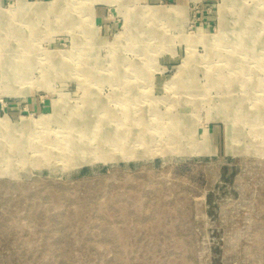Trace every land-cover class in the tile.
Returning <instances> with one entry per match:
<instances>
[{
    "label": "rangeland",
    "instance_id": "1",
    "mask_svg": "<svg viewBox=\"0 0 264 264\" xmlns=\"http://www.w3.org/2000/svg\"><path fill=\"white\" fill-rule=\"evenodd\" d=\"M263 114L264 0H0V264H264Z\"/></svg>",
    "mask_w": 264,
    "mask_h": 264
},
{
    "label": "bare ground",
    "instance_id": "2",
    "mask_svg": "<svg viewBox=\"0 0 264 264\" xmlns=\"http://www.w3.org/2000/svg\"><path fill=\"white\" fill-rule=\"evenodd\" d=\"M23 3H24V1H23ZM52 5V3H46V2H42V3H39V5L37 4V6H35L34 7V5H31V7L33 8V10L35 9L36 11H39V12H42V13H45V12H47V9H44L45 8V6H51ZM238 5V4H237ZM27 6V5H26ZM248 11V10H247ZM239 12V11H238ZM4 17V16H3ZM242 17V16H241ZM10 19V18H9ZM73 19V18H72ZM9 23V22H8ZM65 24V23H64ZM257 25V24H256ZM248 26V25H247ZM262 26V25H261ZM243 27V26H242ZM12 28V27H11ZM18 28V27H17ZM20 28V27H19ZM15 29V28H14ZM247 29V28H246ZM255 29V28H254ZM238 30V29H237ZM254 31V30H253ZM37 33V32H36ZM247 33V32H246ZM228 34V33H227ZM252 35H254L253 33H251ZM230 36V35H229ZM24 37V36H23ZM255 36H252V38H254ZM259 37V36H258ZM260 38V37H259ZM261 39V38H260ZM263 39V38H262ZM246 40V39H245ZM202 43H204L205 44V40L204 39H201L200 40ZM217 41V40H216ZM259 43V42H258ZM262 43V42H261ZM10 44V43H9ZM262 45V44H261ZM31 47V46H30ZM246 47V46H245ZM12 48V47H11ZM249 49V48H248ZM247 49V50H248ZM5 53V52H4ZM19 54V53H18ZM46 58H47V60L49 61L50 59H51V56H50V54L49 55H46ZM5 60V59H4ZM58 60H60V62H67V60H69V57L67 56V55H64V54H62V53H60V57H59V59ZM7 63V62H6ZM5 63V64H6ZM120 63V62H119ZM6 66V65H5ZM60 67V66H59ZM7 68V67H6ZM62 68V67H61ZM89 69V68H88ZM5 71H6V69H5ZM5 73V72H4ZM4 75V74H3ZM118 75V74H117ZM58 77V76H57ZM46 78V77H45ZM111 79H112V77H111ZM14 81V80H13ZM107 82V81H106ZM251 88V87H250ZM91 97V96H90ZM89 97V98H90ZM86 98V97H85ZM95 98V97H94ZM93 98V99H94ZM86 101V100H85ZM98 106V105H97ZM73 109V108H72ZM87 110V109H86ZM67 111V110H66ZM88 111V110H87ZM90 113V112H89ZM258 113V112H257ZM83 114V113H82ZM256 114V113H255ZM264 115V114H263ZM84 116V115H83ZM64 117V116H63ZM87 117V116H86ZM94 119V118H93ZM79 122V121H78ZM63 125V124H62ZM83 128V127H82ZM108 128V127H107ZM106 128V129H107ZM81 129V128H80ZM105 129V130H106ZM109 129V128H108ZM79 130V129H78ZM94 130V129H93ZM138 130V129H137ZM71 132H72V130H70ZM76 132V131H75ZM99 133V132H98ZM73 134V133H72ZM72 134H70L69 136V138H71V140L70 141H68L67 142V144H65V148H66V152H70V153H72V151H75V150H77L78 151V147H79V145L80 144H78V142H81V140H82V137H81V139L80 138H76L74 135H72ZM92 134V133H91ZM105 139V138H104ZM141 139V138H140ZM143 140V139H142ZM145 142H147V141H145ZM102 143V142H101ZM104 143V142H103ZM167 143V142H166ZM103 145V144H102ZM14 147H16V146H14ZM106 155V154H105ZM81 158V157H80ZM33 160V159H32ZM39 160V159H38ZM30 163H31V161H30ZM41 164V163H40Z\"/></svg>",
    "mask_w": 264,
    "mask_h": 264
}]
</instances>
